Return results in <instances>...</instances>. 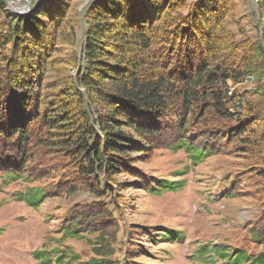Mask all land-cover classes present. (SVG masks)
<instances>
[{
	"label": "trees",
	"instance_id": "1",
	"mask_svg": "<svg viewBox=\"0 0 264 264\" xmlns=\"http://www.w3.org/2000/svg\"><path fill=\"white\" fill-rule=\"evenodd\" d=\"M46 2L26 19L2 5L0 179L33 185L19 200L34 209L90 194L58 219V232L60 240L89 237L92 256L82 260L60 241L34 258L121 264L114 257L127 233L126 264H149L139 262L151 259L143 244L180 242V231L137 222L128 229L122 219L133 207L125 190L160 197L184 187L144 169L158 151L182 150L193 166L241 158L223 179L225 193L256 198L260 209L248 234L261 251L201 247L195 259L264 264V0H255L254 39L235 19L237 0H91L79 51L73 30L62 32L71 0L45 10ZM52 70L73 75L51 80ZM250 79L257 85L243 87Z\"/></svg>",
	"mask_w": 264,
	"mask_h": 264
},
{
	"label": "rangeland",
	"instance_id": "2",
	"mask_svg": "<svg viewBox=\"0 0 264 264\" xmlns=\"http://www.w3.org/2000/svg\"><path fill=\"white\" fill-rule=\"evenodd\" d=\"M66 0H51L44 3V9L51 5L61 4ZM91 0H71L67 10V20L62 25V32L69 35L70 29L75 36L76 51L81 48L83 38L84 19L82 11ZM191 1V0H190ZM235 19L244 30L245 36L254 39L256 36V4L255 0H237ZM5 0H0V21H2ZM253 13V15H252ZM12 15V14H9ZM8 16V15H7ZM14 15H12L13 17ZM25 14L23 19H26ZM232 29L236 33V27ZM60 56L70 54V46L63 45ZM59 68V67H55ZM70 71H51V80L59 76H68ZM257 82L250 79L243 85L252 88ZM240 159L226 156H214L203 163L190 165L184 151H158L151 160L145 164L144 169L159 177L183 180L182 189L166 193L160 197L143 196V193L127 189L125 193L132 200V212L122 219L125 228L129 223H140L148 226H165L180 231L182 240L178 243L161 242L160 244H143L150 260L140 258L139 262L149 264H222L217 256H212L209 262L197 261L195 252L212 248L234 249L242 245L246 252H259L261 248L249 238L248 225L258 219L260 209L256 206V198L242 196L230 199L225 193L223 179L227 173L237 170ZM242 160V159H241ZM187 173L175 177L177 173ZM33 185L21 181L11 182L0 179V264H40L33 256L36 250L49 251L60 245L69 246L80 259L87 260L89 254L90 238H69L60 240L58 232V219L77 203L91 202L93 198L88 193L79 192L68 198H52L34 209L19 199L30 190ZM121 224V221H120ZM125 224V225H124ZM129 229V228H128ZM127 230V229H126ZM119 235V244L124 237ZM127 234V233H126ZM125 234V244L122 251H117L114 260L120 258L121 264L127 263L128 240ZM251 241V242H249ZM207 245V246H206ZM209 245V246H208ZM119 248V246H116ZM215 249V248H212ZM216 251V250H215ZM212 251V254L215 253ZM91 255V256H90ZM141 255L140 253L138 254Z\"/></svg>",
	"mask_w": 264,
	"mask_h": 264
},
{
	"label": "bare ground",
	"instance_id": "3",
	"mask_svg": "<svg viewBox=\"0 0 264 264\" xmlns=\"http://www.w3.org/2000/svg\"><path fill=\"white\" fill-rule=\"evenodd\" d=\"M42 1H45V0H40L36 4H33L32 6L26 7V10L20 11L18 8H16V6L13 4V2H11L10 0H5L6 6H7L5 11L8 14H12L14 16L29 14V13H32V11L37 7V4L42 2Z\"/></svg>",
	"mask_w": 264,
	"mask_h": 264
},
{
	"label": "built area",
	"instance_id": "4",
	"mask_svg": "<svg viewBox=\"0 0 264 264\" xmlns=\"http://www.w3.org/2000/svg\"><path fill=\"white\" fill-rule=\"evenodd\" d=\"M20 11L26 10V7L36 4L40 0H10Z\"/></svg>",
	"mask_w": 264,
	"mask_h": 264
},
{
	"label": "water",
	"instance_id": "5",
	"mask_svg": "<svg viewBox=\"0 0 264 264\" xmlns=\"http://www.w3.org/2000/svg\"><path fill=\"white\" fill-rule=\"evenodd\" d=\"M45 1H46V0H45ZM43 2H44V1H42V2L38 3V4H37V6H39V5H40V4H42Z\"/></svg>",
	"mask_w": 264,
	"mask_h": 264
},
{
	"label": "crops",
	"instance_id": "6",
	"mask_svg": "<svg viewBox=\"0 0 264 264\" xmlns=\"http://www.w3.org/2000/svg\"><path fill=\"white\" fill-rule=\"evenodd\" d=\"M46 1H48V0H46ZM45 2V1H44Z\"/></svg>",
	"mask_w": 264,
	"mask_h": 264
}]
</instances>
